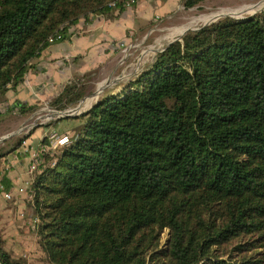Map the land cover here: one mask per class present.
I'll use <instances>...</instances> for the list:
<instances>
[{"label":"trees","instance_id":"1","mask_svg":"<svg viewBox=\"0 0 264 264\" xmlns=\"http://www.w3.org/2000/svg\"><path fill=\"white\" fill-rule=\"evenodd\" d=\"M124 2L2 0L0 97L80 18L118 15ZM89 79L48 105L76 104ZM15 107L26 115L35 105ZM76 118L69 143L42 139L27 189L47 264H264V11L186 31ZM31 132L0 147V162ZM0 264H21L1 236Z\"/></svg>","mask_w":264,"mask_h":264},{"label":"crops","instance_id":"2","mask_svg":"<svg viewBox=\"0 0 264 264\" xmlns=\"http://www.w3.org/2000/svg\"><path fill=\"white\" fill-rule=\"evenodd\" d=\"M155 9V0H136L133 6L125 8L118 15L112 14L110 17L89 15L87 18H80L74 25L69 27L67 38L48 45L37 57L30 61V66L24 75L23 81L0 97V112L7 110L9 107H14V110H16L15 106L19 102L28 105L49 102L63 90L68 82L85 74L94 75L97 73L98 75L102 71L99 80L107 78V64L114 59L118 51L116 43L126 39L130 35V31L138 33L140 32L139 28L143 27L145 29L147 26L144 22H149ZM106 87V85H102L97 89V91L101 90L98 94L85 98L84 102H88V105L83 106L82 110L94 103ZM67 119L74 120L78 118ZM75 121H77L75 124L72 122L61 124L58 129L63 132L67 128L74 127L79 120ZM54 122H57V120ZM49 125L34 128L20 150L12 152V155H7L0 162V180L2 181L5 173L10 183L9 191L6 192L11 193V198L7 199L3 193H0V227L2 228V238L5 241L4 246L7 247L6 245L10 243L9 250H13L11 243L14 242V239L10 242L7 239L8 235L12 238L15 234L17 244L22 241L15 231L10 232L14 218L16 216V218H19L22 214L25 217V224L28 223L29 226L32 224L34 214L28 215L22 199L26 195L19 192L18 188L24 187L28 180L32 181L35 177L36 168L32 169L34 173L30 169L32 165H35L34 162L39 156V150L43 147L42 139L49 132L59 133V131L53 129V126ZM47 143L48 141L45 145H48ZM14 210L20 214H15ZM21 223L15 222V224Z\"/></svg>","mask_w":264,"mask_h":264},{"label":"rangeland","instance_id":"3","mask_svg":"<svg viewBox=\"0 0 264 264\" xmlns=\"http://www.w3.org/2000/svg\"><path fill=\"white\" fill-rule=\"evenodd\" d=\"M155 3L156 9L153 16L149 22H144L147 27L145 29L143 27L139 28L140 32L138 33L130 31V35L127 36L126 39L116 43L118 51L114 59L107 64V78L99 80L102 71H100L98 75L97 73L94 75L89 74L91 75V79L85 84L87 95L85 94L86 96L83 98L92 96L102 85H106L107 87L98 98L108 93L115 94L121 92L129 81L134 80L142 71L151 67L156 55L160 51L171 42L180 39L185 34L181 35L182 32L180 33V31L185 28H198L203 24L207 25L224 17L243 19L264 11V0H200L197 5L193 7H189L185 0H155ZM80 101L63 110L52 108L48 105V102H44L45 104L41 103L35 105V108L26 115H21L16 110H11L10 107L6 112H0V137L6 134H12L0 143V147L3 150L9 149L11 144L16 142L18 138L33 131L34 128L37 127L35 123L43 122L46 124L54 122V120L50 118L52 110L76 113V107ZM84 101L82 108L88 105V102L86 103ZM75 120H79V122L74 127L67 128L63 132L58 129L61 124L71 122L75 124L77 122ZM45 124L38 126V128L43 127ZM81 125L82 120L80 118L74 120L63 118L49 126H53L54 130L59 131V134L65 133L71 138L76 134L77 129ZM38 128L37 130H39ZM18 150H20V147L15 151ZM32 173H34V171ZM36 173L37 171L35 170V174ZM22 199L28 215H33L34 212L31 207L32 204L30 203L32 200L28 199V197ZM14 213L17 215L20 214L15 210ZM16 217L11 224L10 232L15 231L22 239V243H16L15 234L12 238L8 235L7 239L10 240V242L14 239V242L11 243L13 250L8 249L10 243L6 245L7 247L4 246V248L11 252L15 258L19 259L21 264H47L37 243L38 237L35 231L30 228L28 223L27 225L25 224V218L21 216L19 218ZM16 221L22 223L15 224ZM1 229L0 227V236L2 237ZM166 238L167 231L163 233L162 239L160 234L161 247H164Z\"/></svg>","mask_w":264,"mask_h":264},{"label":"built area","instance_id":"4","mask_svg":"<svg viewBox=\"0 0 264 264\" xmlns=\"http://www.w3.org/2000/svg\"><path fill=\"white\" fill-rule=\"evenodd\" d=\"M2 0H0V4H1ZM136 3V0H125L123 6L125 8L127 7H131L133 6L134 4ZM116 4V1H112L109 5L110 6H114ZM60 36L57 35V36H54V37H49V41L52 42L54 41V39H59ZM48 141H49V146L50 147H59V146H63L67 143L70 142V138L68 135L66 134H59L58 132H55V131H52V132H49L48 135L46 136ZM37 161V160H36ZM36 161L34 162V164H36ZM35 168V165L31 166V172H33L32 169ZM31 183V180H28L25 184L24 187H20L18 188V191L19 192H22L23 194L26 195V197H29L27 196V189L29 188V184ZM3 188V183L2 181L0 180V189ZM4 197L7 198V199H10L11 198V193L10 192H5L4 193ZM22 216V214H21ZM38 222V218L37 217H34L33 220H32V224L31 226L34 227V224H36Z\"/></svg>","mask_w":264,"mask_h":264},{"label":"water","instance_id":"5","mask_svg":"<svg viewBox=\"0 0 264 264\" xmlns=\"http://www.w3.org/2000/svg\"><path fill=\"white\" fill-rule=\"evenodd\" d=\"M235 19H242V18H235ZM243 19H245V18H243ZM100 99H101V97L98 98L94 103H92L91 105H89L88 108L84 109L81 112H76V113H67V112H59L58 113V112H54V114H52V116L50 118H52L54 121L59 120V119H62V118H75L77 116H80V115L86 113L91 107H93L94 105H96ZM57 110H60V109H57ZM57 110H55V111H57ZM50 118H45V119H50ZM43 124H45V123H43V122L35 123V125H37V127L38 126H42ZM11 135L12 134H6L4 136H1L0 137V143L3 142L5 139H7ZM169 239H170V231L167 229V238H166V240L164 242V247L163 248H165V249L167 248L168 243H169Z\"/></svg>","mask_w":264,"mask_h":264},{"label":"bare ground","instance_id":"6","mask_svg":"<svg viewBox=\"0 0 264 264\" xmlns=\"http://www.w3.org/2000/svg\"><path fill=\"white\" fill-rule=\"evenodd\" d=\"M205 25H206V24H203V25L200 26V27H203V26H205ZM200 27H198V28H193V29H191V28H190V29H189V28H185V29L181 30L180 33L183 32V31H185V30H186V31H188V30H197V29H199ZM186 31H185V32H186ZM185 32H184V33H185ZM184 33H183V34H184ZM100 91H101V90H100ZM100 91H97L96 93H94V95L98 94ZM94 95H93V96H94ZM84 100H85V98H82L81 101H80V103L77 104V107H76V110H77V111H76V112H81V111H83V110H82V104H83V101H84ZM94 102H95V101H94ZM89 103H90V102H89ZM87 104H88V103H87ZM54 112H58V113H59V112H65V111H55V110H52V111H51V114H54ZM74 113H75V112H74ZM51 116H52V115H51Z\"/></svg>","mask_w":264,"mask_h":264}]
</instances>
